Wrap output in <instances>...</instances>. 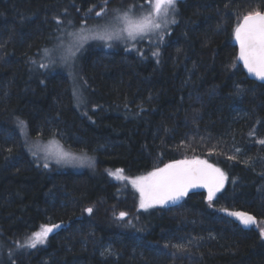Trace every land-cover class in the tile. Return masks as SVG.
I'll use <instances>...</instances> for the list:
<instances>
[{"label":"trees","instance_id":"obj_1","mask_svg":"<svg viewBox=\"0 0 264 264\" xmlns=\"http://www.w3.org/2000/svg\"><path fill=\"white\" fill-rule=\"evenodd\" d=\"M147 3L0 0V264H264L255 224L221 211L264 221V83L247 78L232 42L237 23L264 11V0H179L177 23L155 49L88 46L75 69L80 107L66 73L39 67L61 30L102 8ZM51 137L93 154L95 166L45 169L25 139ZM195 158L227 177L211 202L200 189L140 208L132 178ZM116 169L128 179L107 174ZM42 225L59 227L45 244L17 248Z\"/></svg>","mask_w":264,"mask_h":264},{"label":"snow or ice","instance_id":"obj_2","mask_svg":"<svg viewBox=\"0 0 264 264\" xmlns=\"http://www.w3.org/2000/svg\"><path fill=\"white\" fill-rule=\"evenodd\" d=\"M107 2L108 0H105V4ZM178 2L179 0H148L146 5H129L123 11L113 10L116 15L104 25L89 28L82 23L77 31L66 33L61 30L62 36L71 37L69 44L65 46L61 41L54 49H43L44 57L48 58L49 62L40 64L39 67L54 68L59 63L63 68H74L81 59L89 41H99L102 43L98 46L111 48L113 41L130 44L132 41H137L138 38L143 39L145 36L156 35L158 40L163 42L165 32L171 25L177 23L175 17L178 15ZM137 7H147L149 10L137 15L135 12ZM105 11L106 8H102L100 12L96 13V16H102ZM55 20L58 25L63 23L59 17H56ZM68 24L71 25L72 22L68 21ZM234 35L240 47L238 59L243 62L249 73L264 80V11H253L244 15L242 22L237 23ZM130 47L134 48L135 44H130ZM53 52L59 53L58 61L50 58ZM152 55L158 56L159 49L152 52ZM240 91L238 89L236 94L239 95ZM72 93L77 107L86 104L83 90L75 80ZM16 124L21 134L27 137L26 122L17 118ZM259 143L264 144V140ZM25 145L28 146L27 139H25ZM8 151L11 153L12 149L9 148ZM28 151L38 163L43 161L45 169L49 168L50 161H54L57 165H87L89 167H93L96 163L95 157L89 156L85 149H81L78 153L66 150L58 141H50L45 146L36 142L28 146ZM123 171V169H116L108 171L107 174L117 181L127 180ZM225 179L227 177L219 168L209 164L206 160L195 158L165 164L162 168H155L147 175L132 178L130 183L140 193V208L147 209L154 205H165L170 202L175 204L186 197L190 189L197 186L207 188V199L211 202L216 193L223 188ZM84 211L91 214L93 208L88 207ZM221 211L237 218L240 224L246 227L256 223V218L246 212H228L227 209H221ZM127 215L125 212H120L118 218L123 219ZM125 226L134 227L131 221ZM58 227L59 225H42L38 231L26 237L23 243L17 241L16 246L18 249H35L38 245L45 244L49 234ZM260 234L264 236V228L260 230ZM175 247L182 248L184 246L175 245Z\"/></svg>","mask_w":264,"mask_h":264},{"label":"rangeland","instance_id":"obj_3","mask_svg":"<svg viewBox=\"0 0 264 264\" xmlns=\"http://www.w3.org/2000/svg\"><path fill=\"white\" fill-rule=\"evenodd\" d=\"M148 10L149 9L147 7H141V8L136 9L135 12H136L137 15H139V14H142V13L148 11ZM114 15H116L115 12L104 13L100 17H95L91 22H86V23H83V24H86L89 28L94 27V26L104 25V24L108 23L109 21H111L112 18L114 17ZM80 26H81V24L79 26L69 27V28L66 29L65 32L66 33H71V32L77 31L80 28ZM170 27L165 32L164 36L170 30ZM59 38H60L59 41L51 49L56 48L57 45H59L61 43V41H63V44L66 46V45L69 44V42L71 40L70 36H61L60 35ZM159 42L160 41L158 40L156 35H151V36H145L143 39H139L138 38L137 41H132L130 43L131 44H135V46L140 45L141 47H143V49L145 48L146 50L147 49H151L152 50V49H155V44H157ZM101 43L102 42H99V41H89L88 44L86 45V48L88 46H98ZM112 43L113 44H116V43L125 44L123 41H113ZM50 58L53 59V60H57L58 61L59 60V53L58 52H53L51 54ZM48 62H49V59L45 58L44 55H43V57L40 60V64H46ZM77 64L75 65L74 68L69 69V68H63V67H61L59 65V63H57V65L54 68H48L46 70H48V71H56V70L62 71L64 73H66L67 76H69L71 78L72 82H74V80H75V69L77 68ZM50 141H58L59 144L61 146H63L66 150H72V151L77 152V153L79 152V151H76V150H74L72 148H69L66 145H64L62 143V141L59 138H57V137H51V138L44 139V140H34V141L30 142L28 146H30V145H32L33 143H36V142H38L41 146H45V145H48ZM88 155L95 157L93 154H90V153H88ZM39 163H41L43 165V161L42 160ZM49 166H52L55 169L62 170V171L82 172V171H85V170L92 169L95 165L93 167H89L87 165H84V166H79V165H57V164H55L54 161H50L49 162ZM112 171H114V170H112ZM122 181L123 180H120L119 182H122ZM170 203H168V204H170ZM165 205H167V204H165ZM255 226L260 232V230L262 228H264V221H259V222L255 223ZM53 231H54V229H53ZM262 237L264 238V236H262Z\"/></svg>","mask_w":264,"mask_h":264},{"label":"water","instance_id":"obj_4","mask_svg":"<svg viewBox=\"0 0 264 264\" xmlns=\"http://www.w3.org/2000/svg\"><path fill=\"white\" fill-rule=\"evenodd\" d=\"M242 19H243V18H242ZM242 19H241L239 22H242ZM234 29H235V28H234ZM232 42H233L234 46L236 47V59H237V62H238L239 65L242 66L243 71H244L245 74L247 75V78H248V79H251V80H254V81H256V82H259V83H264V80H260V79H259L258 77H256L254 74L249 73L248 70H247V68L244 67L243 62L240 61V60L238 59L240 47H239V42L236 41V39H235L234 31H233ZM188 160H192V159H188ZM171 163H172V162H171ZM209 164H210V163H209ZM200 189L205 190L206 194H208V190H207V188L202 187V186H197V187H195V188L190 189L189 191H191V190H200Z\"/></svg>","mask_w":264,"mask_h":264}]
</instances>
